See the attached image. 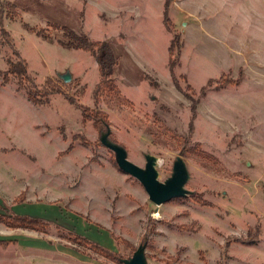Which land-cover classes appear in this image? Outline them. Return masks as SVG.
I'll return each mask as SVG.
<instances>
[{"label": "rangeland", "instance_id": "374dc122", "mask_svg": "<svg viewBox=\"0 0 264 264\" xmlns=\"http://www.w3.org/2000/svg\"><path fill=\"white\" fill-rule=\"evenodd\" d=\"M0 9V71L22 62L38 88L62 92L35 105L0 76V214L47 226L0 223L9 242L0 264H120L139 246L147 264H264V0H1ZM87 43L115 60L99 101L104 51ZM96 110L105 121L91 119ZM103 123L130 162L157 158L160 181L180 155L193 195L152 204L100 145Z\"/></svg>", "mask_w": 264, "mask_h": 264}, {"label": "trees", "instance_id": "16d2710c", "mask_svg": "<svg viewBox=\"0 0 264 264\" xmlns=\"http://www.w3.org/2000/svg\"><path fill=\"white\" fill-rule=\"evenodd\" d=\"M164 8H165L164 10V17H165L168 8L167 3H165ZM2 11L3 10L0 9V14L2 13ZM1 35L5 38L6 43L9 44L10 43L9 34L5 31H2ZM72 35L74 34L72 33ZM72 37H75V35ZM174 43L175 41L172 40L168 48L169 66L171 69H173V67L176 65ZM66 46L68 47V45ZM95 47L98 49V51H102V50L104 51L101 59H99L98 61V73L100 80L93 91V97L95 101H99L101 98L107 97L108 91H111L113 89L111 86L112 84L111 74L115 65V60L114 57L106 50V46L104 43H87L84 46L86 51L90 52L93 55H96V51L94 50ZM0 76L2 77L3 84H9L14 79L17 84V90L18 91L24 90L29 101H31L35 105L46 104V99L49 95L62 94L59 87L49 81L45 82L40 88H38L34 84V82L27 76L26 66L22 62L10 64L7 70L0 71ZM240 82H241L240 80H230L226 84L222 85L219 84L217 81L210 80L206 87L213 86L212 85L213 83L217 84L216 87L219 86L217 88H224L225 85L238 86ZM174 83L177 85L175 80ZM203 91L205 92L206 89L204 88ZM89 115H92L91 119L95 120L96 123H100V121L106 120L105 114H103V112L98 110L89 112ZM199 203L203 204L204 206L206 205V203L201 200H199ZM0 223L11 229L20 228V229H27L34 231H42L47 227L46 224L40 220L28 218L26 216L15 215L13 213H9V214L6 213L5 215L0 214ZM8 244L9 242L0 241V247L2 248L8 246ZM93 249L97 253L105 256L106 258H111V259L115 258L111 254V252L100 246L94 245ZM116 260L118 261V263L122 264L121 263L122 258H117Z\"/></svg>", "mask_w": 264, "mask_h": 264}, {"label": "water", "instance_id": "95a60500", "mask_svg": "<svg viewBox=\"0 0 264 264\" xmlns=\"http://www.w3.org/2000/svg\"><path fill=\"white\" fill-rule=\"evenodd\" d=\"M63 79L68 82V75H65ZM102 126L103 129L99 130L98 136L100 145L113 153L115 164L120 171L132 176L143 186L152 204L160 206L173 199L186 198L193 195V192L186 189L189 171L180 155L172 163L170 176L160 181L156 169V157L149 153H144V166L135 165L128 160L126 149L111 139L109 126L106 123H103ZM121 263L147 264L144 247L139 246L131 258L122 259Z\"/></svg>", "mask_w": 264, "mask_h": 264}]
</instances>
